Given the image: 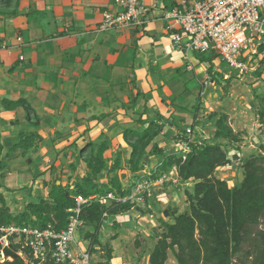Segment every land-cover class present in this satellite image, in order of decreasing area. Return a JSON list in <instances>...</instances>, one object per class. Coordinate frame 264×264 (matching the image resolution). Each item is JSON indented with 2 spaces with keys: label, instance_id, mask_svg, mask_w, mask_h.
<instances>
[{
  "label": "crops",
  "instance_id": "1",
  "mask_svg": "<svg viewBox=\"0 0 264 264\" xmlns=\"http://www.w3.org/2000/svg\"><path fill=\"white\" fill-rule=\"evenodd\" d=\"M108 1L21 0V10L16 6L11 9L18 10L17 16L8 17L0 11L2 157L18 141L13 137L14 126L27 121L22 107L6 109L4 99L26 100L41 120L38 133L42 139L35 159L30 161L37 162V166L45 165L43 154L52 156L45 147L55 144L63 145L60 150L66 158L67 150L72 149L70 156L80 166V141L88 143L99 140L102 134L109 136L112 129L137 121L145 107V118L154 116V111L167 119L180 115L174 112L173 104L181 106L182 98L167 85L186 61L188 70L189 65L194 67L190 71L198 81L204 77L199 69L207 71L209 65L196 66L193 53L172 42L171 35L177 30L166 29L168 22L163 14L175 8L179 0H141L151 9L144 27L100 31L104 12L119 10L110 4V9L103 12ZM39 11L50 12L51 17L41 20L34 14ZM46 132L55 135L53 139L47 141L43 136ZM118 138L126 144L122 135ZM110 140L113 146L114 138L110 136ZM120 145L113 151L124 152ZM12 157L7 158L5 177H0L2 190L14 197L29 195L30 191L23 189L29 187L34 176L45 171L29 167L27 175L21 171L23 167L11 164ZM56 171L54 168L49 173ZM49 192L32 196L42 199Z\"/></svg>",
  "mask_w": 264,
  "mask_h": 264
},
{
  "label": "trees",
  "instance_id": "2",
  "mask_svg": "<svg viewBox=\"0 0 264 264\" xmlns=\"http://www.w3.org/2000/svg\"><path fill=\"white\" fill-rule=\"evenodd\" d=\"M20 3L21 0H0V11L2 12L6 7L8 17L17 16L18 10L11 9ZM205 55L206 53L195 55L196 66L209 63L207 72L211 80L220 84L224 80V74L216 73L214 63ZM214 56L215 59L220 58L219 53H215ZM262 64L264 67V60ZM224 81L231 83L232 78ZM177 97H181L180 93ZM134 103H132L133 106ZM3 106L6 109H9V106L13 109L22 107L27 113L28 123L37 130L33 133L22 132L21 140L19 139L10 148L5 157H2L3 146L0 145L1 178L5 177L7 158L11 154L18 149L26 154L41 139L38 133L39 117L26 100L4 99ZM173 106L174 111L187 109L182 105L173 104ZM201 107L199 98L197 105L193 107L196 116ZM147 109V107L143 109L134 125L123 126L121 132L130 150L128 166L134 180L131 186L125 187L118 176V171L122 167L123 151L116 152L112 164H109L106 152L111 149V140L109 136L102 134L99 140L88 142L79 151V158L86 168V174L81 180L76 181L74 186H70L57 184L61 181L57 179L50 185L51 190L48 195L39 200L33 198L31 194L33 185L24 188L23 190L30 191V200L20 212L11 210L2 192L4 185L0 182V229L35 227L43 230L51 226L57 231L63 230L67 228L71 217L75 215L73 210L78 207L77 197L96 196V199L81 206L80 219L84 223L82 230L87 228V231L84 230L86 232L83 237L89 241L87 250L91 256L99 253L98 251L104 253L98 264H112L114 248L110 242L103 243L100 235L104 222L116 221L115 218L119 214H126L133 210H137L142 216L147 212L131 200L108 201L102 204L98 197L113 193L117 198H128L138 182H156L163 177L168 178L175 169L182 183H194L192 190H185L188 210L179 212L176 208H166L163 211L164 217L169 221H162V231L153 233L152 237L156 238V242L149 253V264H167L170 253L177 264H264V230L259 229L260 225H264V155L253 154L248 158L243 164V179L233 187H229L226 180L216 176V172L219 168L231 163L227 147L240 144L242 138L241 134L236 133L228 124L226 114L220 116L216 113L212 114L202 124L205 125L217 118L213 123L214 143L192 140L189 142L190 151L185 153L178 150L166 151L157 140L163 132V124L171 123L177 120V117L172 116L167 119L154 111V116L145 118ZM259 117L261 121H264V106L259 110ZM196 126V123L192 125L193 128ZM180 129L187 136V128L180 127ZM184 138L185 136L178 135L174 140L188 142ZM236 149L239 150V147L236 146ZM151 156L158 158V164L149 174H146L143 172L145 162ZM69 167L72 172L78 169L77 164H70ZM51 169H54L53 165ZM44 173L34 176V182ZM103 174L110 176L107 183L101 182ZM168 183H173V180L170 179L163 184ZM7 191L11 190L7 189ZM112 226L114 229L119 228L117 222H113ZM3 235L4 232H0V238ZM245 243H250L252 246V250L246 253L243 250ZM0 264L56 263L50 254L44 259H34L23 239L14 236L10 238L8 246L4 247L0 243Z\"/></svg>",
  "mask_w": 264,
  "mask_h": 264
},
{
  "label": "rangeland",
  "instance_id": "3",
  "mask_svg": "<svg viewBox=\"0 0 264 264\" xmlns=\"http://www.w3.org/2000/svg\"><path fill=\"white\" fill-rule=\"evenodd\" d=\"M110 4L112 7L114 6V4L109 0L103 8V12L110 9ZM20 5H17L18 10H21ZM23 9L26 10L27 8L23 7ZM3 12L7 16L8 8L4 7ZM34 14L41 20L44 17L47 19L51 17L50 12L48 11H39ZM250 47L251 48L247 50L246 55L251 54L255 45H251ZM215 53L217 54V52L209 51L205 56L211 59L212 63H214L216 73L220 72L224 74V80L230 77L232 78L231 83H227L224 80L220 84L214 83L206 69L204 71L199 69V73L202 75L204 74V77L199 79L200 82L197 79L194 80L196 74L194 75V72L187 69L188 62H185L180 68V71H176V74L174 73L172 82H170L167 86L173 87V92L174 90H177L176 92L180 93L182 98L181 105L187 109H183V111L176 109L174 111L175 113L180 114L178 116L179 119H177V117V120H174L171 123L163 124V132L157 140L166 151L171 152L178 150L184 151L185 153L189 152V148L183 144V141L174 140L176 135L181 137L185 136L184 140L187 138L186 134L184 135L180 129V127H185L187 128V132L188 130H191V133L188 134L192 140H205L206 142L214 143L215 140L213 139V135L215 132V126L213 123L217 118L205 125L202 124L212 114L216 113L218 116L226 114L228 116V124L236 133L241 134L242 142L236 145L239 147V150L236 149V146L227 147L232 161L228 166L219 168L216 172V176L226 180L229 187H233L243 179V164L246 160L253 154L264 155V121H261L259 117V110L262 106H264V67L262 64L264 57H262L261 60L257 59V62H254L256 63V71L240 75L237 73V70L230 67L221 59V57L215 59ZM196 54L198 53L193 52L194 56ZM204 64L209 65V63ZM156 80L157 79L155 78L154 82H156ZM157 83L159 82L157 81ZM183 92L184 94H182ZM199 98L201 100L202 107L196 116L193 112V107L197 105ZM175 104L177 103L175 102ZM195 123L197 126L193 128L192 125ZM134 124L135 122H131L127 125L132 126ZM14 129L16 135H13V137L18 141L19 139L21 140L20 132L33 133L37 130L36 128H33L28 121H26V124L24 125L14 126ZM121 132L122 128L118 127L112 129L111 132H108L109 137L112 136L114 140L113 146L111 143V150L109 149L106 152V157L108 159V163L112 164L116 155V152L113 150H117L119 143L122 144L120 146L124 148L122 155L123 161L122 167L118 171V176L121 178L123 185L125 187H129L134 181L128 166L130 150L126 148L128 147L127 144H123V142L119 140L118 135H121ZM43 134L47 141L48 139H53L55 136L52 135V133L47 132ZM40 141L39 143L36 142V145L26 152L27 156H25V153L22 152L21 149H18L16 151L17 154L15 152L11 154L13 156L12 159L9 158L12 160L11 164L13 166L15 164L16 166L23 167V169L21 168V171H25L24 173L27 175L30 173V170L28 169L29 167L40 168L42 172H46L38 179L37 183L34 182V178L32 179L30 185H33V193H31L33 196L36 197L39 194L46 195L47 191L51 190L50 185L52 182L57 179H61L58 184L62 183L74 186L76 181L81 180L85 176L86 168L82 162L80 166L77 165V171H71L69 166L70 164H75L74 162L76 158L74 156H70L72 149H68V157H64V155H62V151L60 150L63 145L60 144L52 145L53 147H45V151H48L49 149L50 154H52V156L43 154V161L45 160V165L37 166V162H30L35 159V151L39 149ZM79 143L80 147H84L87 144L86 140L80 141ZM20 150L21 152H19ZM52 163L54 164V168L57 170L56 172H53V175L49 173L51 167L50 165ZM157 164L158 158L156 156L149 157L146 159L145 170L143 172L149 174L150 171L157 166ZM109 178L110 176L107 177L106 174H103L101 176V182L107 183ZM170 179L173 180V183L164 185L162 181H148V183L142 185V188L138 192L134 202L147 212L145 215L142 216L140 212L133 210L126 214H119L118 219L115 218L117 219L116 221L107 220L104 222L100 235L103 243L110 242L114 248L115 254L112 264H149V253L156 242V238L152 237L153 233L154 231L160 233L162 231L161 222L169 221V219L164 217L163 211L166 208H176L179 212H185L188 210L185 190H192L194 183H182L175 169L170 173V177L166 180L168 181ZM1 180L2 179L0 178V182H2ZM34 186L37 187L36 191L34 190ZM2 191L5 193L13 212H18L20 209L22 210L27 201L30 200L29 195L27 194L22 193V196L17 194L15 195L16 197H14V195L7 193L6 190ZM36 199L39 200L40 198ZM113 222H117L119 224V228L114 229L112 226ZM259 229L264 230V225H260ZM84 230L87 231V228ZM84 230H82V227L79 229L76 235L77 245L73 244L72 246L74 250L88 249L89 241L85 240L83 237L86 232H84ZM114 237L115 239H112ZM243 250L244 253L251 251L252 246L250 243H245ZM98 252L99 253L92 255L93 264H98L103 258L104 253L102 251ZM167 264H177L171 253Z\"/></svg>",
  "mask_w": 264,
  "mask_h": 264
},
{
  "label": "built area",
  "instance_id": "4",
  "mask_svg": "<svg viewBox=\"0 0 264 264\" xmlns=\"http://www.w3.org/2000/svg\"><path fill=\"white\" fill-rule=\"evenodd\" d=\"M118 11H105L100 31L110 29L142 28L146 25L151 9L141 0H111ZM163 18L168 22L167 30L173 32L172 42L187 52L219 53L221 59L238 74L256 71L255 61L264 57V0H179L176 7L167 10ZM251 45H255L250 55H246ZM262 48V50H261ZM259 67V66H258ZM189 70L194 69L189 65ZM191 130H188V148ZM190 150V148H189ZM167 177L158 181L164 183ZM148 181H140L133 188L128 198L121 199L113 193L98 197L99 202L108 201L134 202L142 185ZM96 196L77 197L78 207L67 228L57 231L49 226L46 229L35 227H9L0 229L4 235L0 243L9 245L11 237L23 239L30 248L34 259H44L48 254L56 264H93L88 250L72 248L76 244V235L84 223L80 219L81 206L88 204Z\"/></svg>",
  "mask_w": 264,
  "mask_h": 264
}]
</instances>
